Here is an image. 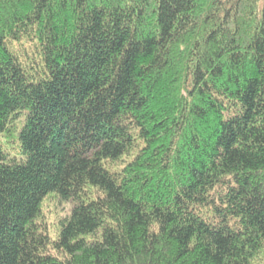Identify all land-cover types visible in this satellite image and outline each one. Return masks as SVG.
<instances>
[{
    "label": "trees",
    "instance_id": "trees-1",
    "mask_svg": "<svg viewBox=\"0 0 264 264\" xmlns=\"http://www.w3.org/2000/svg\"><path fill=\"white\" fill-rule=\"evenodd\" d=\"M0 135V264H264V0H0Z\"/></svg>",
    "mask_w": 264,
    "mask_h": 264
},
{
    "label": "rangeland",
    "instance_id": "rangeland-1",
    "mask_svg": "<svg viewBox=\"0 0 264 264\" xmlns=\"http://www.w3.org/2000/svg\"><path fill=\"white\" fill-rule=\"evenodd\" d=\"M0 144L10 157H16L18 160L22 158L18 154L17 138H7L6 135H0ZM70 207L71 203L60 201L54 194H50L44 200L42 211L48 224V232L51 238H56L60 220L69 212Z\"/></svg>",
    "mask_w": 264,
    "mask_h": 264
}]
</instances>
